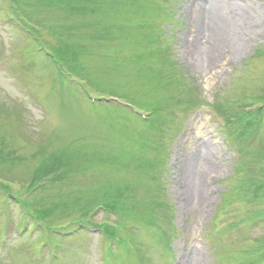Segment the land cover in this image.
<instances>
[{
	"label": "rangeland",
	"instance_id": "1",
	"mask_svg": "<svg viewBox=\"0 0 264 264\" xmlns=\"http://www.w3.org/2000/svg\"><path fill=\"white\" fill-rule=\"evenodd\" d=\"M214 2L231 23L221 49ZM83 5L24 0L16 15L0 0V264H264V111L244 113L264 105V0ZM56 34L79 45L83 77L137 112L152 107L150 122L92 107L87 79L73 83L39 51ZM62 151L73 158L55 160ZM45 161H64V177L30 193ZM115 196L128 198L114 202L118 216L96 210ZM33 207L53 208L46 225L79 230L50 233L27 216ZM110 220L123 236L114 249L93 227Z\"/></svg>",
	"mask_w": 264,
	"mask_h": 264
},
{
	"label": "trees",
	"instance_id": "2",
	"mask_svg": "<svg viewBox=\"0 0 264 264\" xmlns=\"http://www.w3.org/2000/svg\"><path fill=\"white\" fill-rule=\"evenodd\" d=\"M14 4V6L16 7L17 10L22 9L24 10L22 7V5H24V0H11ZM43 1H48V3L51 5L52 4H60L63 5V7L66 10L69 11H73L74 10V4L78 3L80 0H43ZM26 3V2H25ZM25 12V11H24ZM50 29V28H48ZM47 45L50 47V49L53 51V53L55 54L56 59L59 61L60 64H64L66 65V67H68L69 69L73 70L74 73L78 74V75H82L84 72V66L81 63V49H79V45L75 42H72L68 39H62L61 35L56 34V38H55V42H50L47 41L46 42ZM89 80V82L91 83V85H93L94 87H96L97 89L99 88V86L96 85L95 82L92 81L91 77L89 78V76L87 77ZM5 144V141H3ZM9 155H12L11 152H9ZM62 157H66L67 160L66 162H69L68 160L72 159L73 157H71L69 154L65 153L64 151L55 154V160L57 158H62ZM52 161H47L46 163H49ZM65 162L64 161H60L56 164H52V168H58V167H65ZM40 174L43 173L41 170L38 171ZM7 189V188H6ZM117 202L122 201V199L120 200V198L118 197ZM29 213L33 216H36L37 219L40 222H44L46 216L44 215L43 212H41V210L36 209L35 207H33L32 209H29Z\"/></svg>",
	"mask_w": 264,
	"mask_h": 264
},
{
	"label": "bare ground",
	"instance_id": "3",
	"mask_svg": "<svg viewBox=\"0 0 264 264\" xmlns=\"http://www.w3.org/2000/svg\"><path fill=\"white\" fill-rule=\"evenodd\" d=\"M213 6H214V9L212 8L213 9L212 15H213V17L215 19L214 22H216V24L212 28H213L214 31L219 32V36L217 37V42L216 43H217V47H218L217 49H221L220 47L223 46L222 45L223 44L222 39H223L224 33H226L227 30H231V23H230L229 27H226V23H224V22H225V19L227 18V15L225 16V14H224L226 11H224L225 10V7L222 4H219V3L214 2V5ZM233 35H234V37L231 36V39L229 40V43L231 42L232 44L241 46V44H240L242 42L241 41L242 38L240 37L241 35H238L237 38H235V34H233ZM192 39L193 40H191V44L194 45L195 44V42H194L195 40H194V38H192ZM214 60L215 59H212L211 60V63H213V65L214 64H217V63H214L215 62ZM193 155H194L193 152H190L188 154V156L186 158V160H187V166L188 165L189 166L192 165V162L194 161V156ZM184 167L186 169V163H185V166ZM188 180H189V175H188L187 180L185 179L184 184H186L188 182L187 183V185H188L189 182L191 181V179L189 181ZM195 184H196L195 187H197V189L201 190L200 191L201 197H206V195H207V187L206 186L207 185L203 184L202 182L201 183L200 182L199 183L198 182H194V184L192 186L193 189L195 188L194 187Z\"/></svg>",
	"mask_w": 264,
	"mask_h": 264
}]
</instances>
